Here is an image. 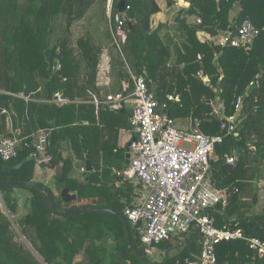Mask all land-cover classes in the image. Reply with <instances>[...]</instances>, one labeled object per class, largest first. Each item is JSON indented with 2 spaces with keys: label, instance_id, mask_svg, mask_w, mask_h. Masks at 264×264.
<instances>
[{
  "label": "trees",
  "instance_id": "trees-1",
  "mask_svg": "<svg viewBox=\"0 0 264 264\" xmlns=\"http://www.w3.org/2000/svg\"><path fill=\"white\" fill-rule=\"evenodd\" d=\"M119 1L113 2L112 16L118 13ZM124 1L125 7H129L126 16L130 21V25L124 24L126 40L120 44L126 70L112 68L120 81V91L127 93L132 88L128 70L137 75L145 69L147 86L153 92L158 112L172 120L190 118L203 134L222 136V143L215 148L219 157L216 167L225 156L233 157L239 140L242 153L237 166L230 173L218 171L212 178L218 189L226 190L225 199L205 214L218 229H239L245 237L264 242V206L257 208L256 186L262 178L258 173L260 161L264 162V127L258 126L256 113L257 108L264 107V0H186L189 8L175 18L184 31V39L174 46V52L159 38L161 26L157 29L150 26V18L160 12L156 0ZM94 4L95 18L101 19L104 0H0V90L16 95L25 93L23 78L31 77L42 82L47 98L58 93L71 102L50 108L55 119L49 127L52 128L49 167L61 163L56 178L59 188L75 193L80 185L86 187L82 199L65 204V208L60 207L61 199L54 196L57 210L103 207L123 214L126 207L132 206L134 186L112 174L110 167L99 173L93 154L99 149L106 152L103 149L112 129L118 132L129 127L128 115L120 119L122 113L106 110L96 117L93 105L74 102L88 101V90H98L96 76L102 45L91 31L75 38L72 30L74 24L91 20ZM188 15L198 17L200 23L188 27L185 19ZM243 20H249L259 31L247 48H235L229 42L225 46L200 43L196 38L197 31L211 37L220 34L232 37ZM88 27L94 33L99 28L96 23ZM55 60L59 68H54ZM200 75L207 76L209 82L204 83ZM219 78L224 81L222 88L218 85ZM251 82L258 86L249 87ZM174 93L179 101H168L167 96ZM215 102L221 104L220 117L214 114ZM237 112L242 119L235 137L234 132L227 135L226 119ZM83 121L89 125L82 126ZM67 140L78 159L85 160L87 155L93 168L91 173L84 174L82 181L68 176L71 160L63 159L59 148ZM32 153L33 147L27 142L16 158L0 159V183L35 182ZM108 175L112 176L105 180ZM18 191L26 196L19 198ZM0 199L18 231L2 211L0 201V264H39L20 236L44 264H187L186 261L195 262L201 251V235L192 229L158 245L168 251L173 243L183 241L176 254L159 263L144 256L149 262L144 263L130 248L123 222L113 214L57 216L47 195L32 185L0 188ZM82 201L87 204H81ZM20 207L23 214H19ZM128 226L133 228L129 223ZM131 239L144 255L138 238L131 235ZM215 255V264H264V256L242 240L218 244Z\"/></svg>",
  "mask_w": 264,
  "mask_h": 264
},
{
  "label": "built area",
  "instance_id": "built-area-1",
  "mask_svg": "<svg viewBox=\"0 0 264 264\" xmlns=\"http://www.w3.org/2000/svg\"><path fill=\"white\" fill-rule=\"evenodd\" d=\"M113 2L106 0L104 10L113 41L120 48V44L126 40L123 28L126 21L120 13L112 16ZM128 8L125 7V13ZM258 35L259 31L253 24L243 20L237 33L232 37L224 36L221 44L229 42L232 47L247 48ZM128 73L132 83L131 92L107 95L103 100L93 95L91 103L96 111L101 106L115 112L123 111L128 105L131 107L128 122L134 137L129 142L130 157L126 167L114 170L113 174L141 185V196L134 205L123 210V216L135 228L144 256L151 257L156 246L171 242L192 229L201 235V251L195 262L186 261L187 264H215L216 246L234 240L245 241L250 249L264 256V242L245 237L239 229H218L213 219L205 214L226 196V190L218 189L212 181L210 165L216 146L223 141L222 136L203 134L196 122L187 131L178 129L174 120L157 111L158 104L147 86L146 71L143 69L137 75L129 70ZM253 83L256 84L251 82L250 85ZM54 97L58 105L70 103L58 94ZM167 100L179 101L178 96L174 95H168ZM240 103L238 99V111ZM1 112L5 113L4 110ZM226 121L227 135L235 133L241 122L236 115L228 117ZM27 142L33 147L31 157L34 173H37L40 168L49 166L52 159L50 131L38 130L27 138L1 137L0 159L10 161L16 158ZM224 158L226 164H233V157ZM80 171L85 173V168Z\"/></svg>",
  "mask_w": 264,
  "mask_h": 264
},
{
  "label": "crops",
  "instance_id": "crops-1",
  "mask_svg": "<svg viewBox=\"0 0 264 264\" xmlns=\"http://www.w3.org/2000/svg\"><path fill=\"white\" fill-rule=\"evenodd\" d=\"M168 1L170 2L169 5L167 4ZM156 2L160 7V12L153 15L150 18V26L152 29H157L158 26H161L159 30V38L162 40V42L165 45H168L169 48L174 52L175 50L174 46L180 43L184 39L183 37L184 33H182L184 31L181 29L182 27L177 24V20L175 18L177 17L179 13L187 11L190 5L186 0H156ZM185 17H186L185 18L186 24L188 27L193 26V25H198L200 23V20L198 19V17L194 15H188ZM196 38L200 43L212 42L214 45H219V44L222 45L221 43L224 38V35L220 34L216 37H211L209 34H207L204 31H197ZM112 74H113V70H112L111 76ZM200 77L204 83L209 82V79L207 76L200 75ZM221 79L222 78L219 79V82ZM105 80L106 81L103 84L98 83L97 81V85H96L98 88L97 91L88 90V96H89L88 101H82L81 99H76L74 102L75 103H88L92 105L91 96L93 95H96L101 100H103L105 96L107 95H114V94L123 92V91H120V88H119L120 81L118 80L116 75L113 74V76L111 77V81L108 77ZM23 86L25 88V93H20L17 95L5 92L4 90H0V138L3 136H16V137L27 138L32 133L38 130L50 131L52 129L49 127H52L55 116L52 110H50V108L52 106L59 108L62 105H58L55 102L56 99L54 96L51 99L46 97V94L43 90L42 82H40L38 79H34L31 77L23 78ZM252 86L257 87L258 85L249 84V87H252ZM131 87H132V83H131ZM131 91H132V88L129 92ZM150 92L153 94L152 91ZM58 95L61 96V94H58ZM173 95L178 96L175 93ZM212 108L214 110V114L220 117L221 116V104L219 102H215L212 105ZM1 110H4L5 113H2ZM106 110H110V109H108L106 106H101L96 111L94 107V114L97 117L99 112L104 114ZM129 111H131V107L128 105L123 111H118V113L119 112L122 113L124 117L125 115H128V119H129V116H130ZM112 112H115V111H112ZM238 113L239 112L236 113V116L241 121L242 119L240 117L241 115H238ZM256 113L258 115V121H257L258 126L264 127V107L257 108ZM176 121L180 122L179 124H177L176 127L183 131L189 130L194 124V122L190 118L174 120V122ZM81 125L88 126L89 123L87 121H83ZM122 130H123V133H125L126 135V139H128V141L130 142V140L134 137V134L131 131L130 126L127 129H122ZM235 134L236 133H234V135ZM58 138L59 136H57L56 139L58 140ZM59 148L61 149L62 158L71 160V169L69 170V173H68L69 178L82 181L83 178L82 179L80 177L75 178L72 173V165L79 163L80 160L78 159L75 153V149H72L70 141L67 140V141L61 142L59 145ZM113 152L115 155L118 154L117 150L114 147L112 148V153ZM234 152H233V155H234ZM124 159H125V155H124ZM218 162H219V157L214 151V155L210 159V165L212 168V178L216 175L218 171H221L220 167L224 163H226V160L224 158L222 164L219 167H216V164ZM260 162H261L260 168H263L264 170V162H262V160ZM60 166H61V163L55 165L53 168H50L49 166L42 167L38 170L37 173H34V181L40 184H43L44 186L49 188L54 194V196L59 197V198H60V192L62 188H59L57 186L56 178L60 170ZM81 168H85V162H84V165L79 166V171L81 170ZM114 170L116 169L114 168L112 169V174ZM85 173H86V170H85ZM85 173H81V174L84 175ZM262 178H263V183H264V175H262ZM121 180L126 181L123 179ZM126 182L134 186V190H133L134 198L132 200V205H134L137 202V198L141 196V190H142L141 185L137 182H130V181H126ZM138 184L140 185V187L135 188V186H137ZM75 193H70V194H75ZM62 203L63 204H60L61 208H65L66 207L65 204H69V203H64L63 201ZM84 203L87 204V201L81 202V204H84ZM79 260H80V257L77 256L76 261H79Z\"/></svg>",
  "mask_w": 264,
  "mask_h": 264
},
{
  "label": "rangeland",
  "instance_id": "rangeland-1",
  "mask_svg": "<svg viewBox=\"0 0 264 264\" xmlns=\"http://www.w3.org/2000/svg\"><path fill=\"white\" fill-rule=\"evenodd\" d=\"M97 1V0H96ZM105 1L104 0V5H105ZM104 5H103V10H104ZM95 14H96V6L94 4V8L92 10V12L90 13V18L91 20L85 21V23H76L72 26V30L74 33V37L77 38L83 34H85L87 31L93 35H95V37L97 38V40H99V44L102 45L103 48V52H102V58H101V64L99 67V71L97 73L98 76L97 77V81L98 83H104L106 80V78L108 77L111 81V77L113 76V74L115 75V72L113 71V74L111 76L112 73V68L113 69H118L121 68L122 71L126 70L125 68V61L123 60V56H122V52H121V48H118L117 45L114 43L113 38H112V33L109 27V20L107 18V16L105 15V10H104V16L100 19V18H95ZM96 23L98 28L97 32H93V30L91 28H89L88 26L92 25ZM112 26V23H111ZM113 27V26H112ZM91 31V32H90ZM106 33L109 34V38H106ZM117 42L119 43V39H117ZM118 66V67H117ZM120 119L124 118L123 114H119ZM176 126L177 124H179L180 122L176 121ZM116 133V134H115ZM110 134V139L108 140V142L105 145V149L106 152H100L101 150L99 149V151L94 152L93 154V160L96 163V166L99 170V173L104 170V169H109L107 167H110V169L115 168L116 170H122L124 167H126V164L124 163L123 160L124 159V155H125V145L129 142L128 139H126V135L125 133H123V130H119L117 132V130L112 129V133ZM219 145V144H218ZM217 145V146H218ZM112 146H114V148L117 150L118 154H114V152H111V149L113 148ZM116 156V157H115ZM85 160H80L79 163L77 164H73L72 165V173L73 176L76 177H80L81 179L84 177L83 174L80 173L79 171V166L80 165H84ZM87 173V172H86ZM91 173V172H89ZM260 176L264 175V170L263 168H260L259 172ZM110 176L112 175H108L106 176L104 179L105 180H109ZM102 180V179H101ZM257 186V190H258V209H260L263 205V199H264V183H263V178L260 177L259 182L256 184ZM137 193V191H136ZM18 197L23 198L26 196V193L23 191H18ZM22 202L23 200L20 199ZM2 211L5 213L4 208L1 206ZM20 211L19 214H23L24 209L20 207ZM11 218V217H10ZM15 229V228H14ZM16 231V230H15ZM21 240L23 241V243L25 244V247L33 254V256L36 258V260L38 261L39 264H42V260L35 254V252L31 249V247L29 246V244L24 240V238H22L20 236ZM180 242L183 241H177L176 243H173L174 246H172V249L170 250H165L163 249V247L161 246H156L155 247V252L151 257H147L148 260L152 263H159L163 260L164 257H171L172 255L176 254L177 251H179V244H181ZM167 255V256H166ZM196 261V260H195ZM44 264V263H43Z\"/></svg>",
  "mask_w": 264,
  "mask_h": 264
},
{
  "label": "water",
  "instance_id": "water-1",
  "mask_svg": "<svg viewBox=\"0 0 264 264\" xmlns=\"http://www.w3.org/2000/svg\"><path fill=\"white\" fill-rule=\"evenodd\" d=\"M180 2H182V1H180ZM117 7H118V13L121 14L123 20L126 21L128 25H130V21L127 20V16H126V13H125V1L124 0H120L118 2ZM231 31H232V29L228 30L229 33ZM223 46H225V44H223ZM56 67H57V61L55 60L54 61V68H56ZM223 84H224V81H223V79H221L220 82H219V87L222 88ZM129 113L131 114V111H129ZM235 137H237V134H235ZM132 141H134V140H132ZM129 146H130V143H128L126 145V147H125V164L126 165L128 164V160H129V157H130L129 154H128ZM241 153H242V148L240 147V142L237 139V142L235 144V152H234V155H233V159H234L233 164L224 163L220 167V170L230 173L231 170H233L237 166V164L239 162V159H240V156H241ZM84 158H85V170H86V172L87 173L92 172L93 168L90 166V162L88 160V156L85 155ZM253 159H254V156H253ZM29 185L34 186L35 188L43 191L47 195V198L49 199V201H50V203L52 205V210H53L54 214L57 215V216L64 217V216H67V215H70V214H76V213H96V212L110 213V214H113V215L117 216L124 224L125 233H126V239H127V242L129 244L130 248L138 256V258L141 259L144 263H149L148 260L141 253V251L132 242L131 235H133L136 238L137 237V233L135 231V228H131V229L129 228L128 223H127L125 217L123 216V214L118 213V212H116V211H114L112 209L103 208V207H82V208H78L77 207V208H71V209L66 210L64 212H60V211L57 210V206H56V203H55V197H54V194L52 193V191L49 188H47L46 186H44V185H42L40 183H35V182H32V183L6 182V183H0V188L11 187V188L19 189V188L27 187ZM85 187L86 186L83 185V184L80 185L78 187V189H77L75 194H70L69 190L67 188H64L60 192V198H61V200L64 203H70V202H73V201H76V200H80L83 197V191H84ZM253 196H254V199H255L256 194H254ZM0 201H1V199H0ZM253 202H254V204L256 203L255 200ZM1 206L5 210L4 214L9 218L10 222L12 223V225L15 228V230L17 231V228L14 225V223H13L12 219L10 218V216L8 215V212H7L4 204L2 203V201H1Z\"/></svg>",
  "mask_w": 264,
  "mask_h": 264
},
{
  "label": "flooded vegetation",
  "instance_id": "flooded-vegetation-1",
  "mask_svg": "<svg viewBox=\"0 0 264 264\" xmlns=\"http://www.w3.org/2000/svg\"><path fill=\"white\" fill-rule=\"evenodd\" d=\"M134 237V236H133ZM135 238V237H134ZM137 238V237H136Z\"/></svg>",
  "mask_w": 264,
  "mask_h": 264
}]
</instances>
